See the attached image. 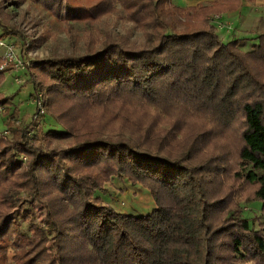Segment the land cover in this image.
<instances>
[{
    "label": "trees",
    "instance_id": "1",
    "mask_svg": "<svg viewBox=\"0 0 264 264\" xmlns=\"http://www.w3.org/2000/svg\"><path fill=\"white\" fill-rule=\"evenodd\" d=\"M32 1L90 25L119 12L145 43L90 32L86 53L28 70L30 97L41 95L57 131L31 135L17 108L8 115L0 264H11L10 246L18 264H264L263 228L252 230L239 206L259 202L264 215V33L243 51L212 23L239 0ZM0 31L18 36L1 21ZM11 101L0 95V107ZM112 178L140 185L155 208L134 216L103 203L95 194ZM34 202L45 216L26 237L13 215Z\"/></svg>",
    "mask_w": 264,
    "mask_h": 264
},
{
    "label": "rangeland",
    "instance_id": "2",
    "mask_svg": "<svg viewBox=\"0 0 264 264\" xmlns=\"http://www.w3.org/2000/svg\"><path fill=\"white\" fill-rule=\"evenodd\" d=\"M68 1L76 5L75 0ZM77 1L78 4L83 5L93 2H86V0ZM175 1L171 0L174 5H176ZM178 2L180 6L185 0H178ZM201 2L199 1L198 4H202ZM64 16V12L62 11L59 17H54L32 0H0L1 23L18 32V36L7 38L14 43L16 54L28 63L25 72H21L23 78L20 80L18 77V82H22L19 86L13 82V78L17 75H3L4 81L0 83V95L5 97L12 96L11 111L13 108H17L19 112L17 119L18 122H21L19 123L20 125H28L32 122L31 135L37 134L40 130L46 132L51 128L57 131L56 124L46 113L41 120H33L34 99H30V96L28 97L29 92L32 90L28 82V70L33 68L34 63L58 58L63 55H82L91 47V43L85 38L86 35L90 32L96 35L104 29H109V31L121 37H128L129 41L138 45L145 43L143 34L136 30L133 25L125 22L119 12L111 16L102 17L99 22L93 25L82 21L66 20ZM175 25L177 30L182 28L179 24ZM255 44L256 39H249L240 48L243 51H249ZM94 47L99 48V45L95 44ZM7 110L0 107V137L2 139L10 138V132L6 130V127L8 115L11 111L8 113ZM49 124L52 125L50 126ZM4 131H7L6 135L2 134ZM65 145L64 142H53V146L56 147L61 148ZM24 160L22 159L23 163L25 162ZM104 188V193L97 192L95 196L99 197L103 203L113 207L117 212L137 216L147 214L155 207L151 206V197L147 190L143 189L140 185H131L126 179L119 180L118 178H112L104 185ZM28 205L29 203L25 204L13 215L15 223L26 237L32 235L31 225L36 224L40 226L45 216V209L41 204L34 202ZM239 206L242 210V216L247 219L250 228L255 231L263 228L264 231V215L261 213V204L259 202L242 201L239 203ZM15 243L21 244L18 239L15 240ZM41 247L48 251L50 240H43ZM14 254L12 247H8V262L18 264L13 261Z\"/></svg>",
    "mask_w": 264,
    "mask_h": 264
},
{
    "label": "crops",
    "instance_id": "3",
    "mask_svg": "<svg viewBox=\"0 0 264 264\" xmlns=\"http://www.w3.org/2000/svg\"><path fill=\"white\" fill-rule=\"evenodd\" d=\"M199 1H202L201 3H206L212 0H185L180 6L178 0H176L175 6L180 8L192 7L197 5ZM212 23L217 28V33L222 42L227 43L231 40L239 39L240 48L241 45H245L246 41L249 39H255L258 35L264 33V0H254L253 2L249 0H239V7L236 10L214 16ZM5 74L11 76L17 75V78H13V82L17 86L21 85L22 82H18L19 79L21 80V78H23L21 71H9ZM31 93L32 90L29 92L28 97ZM11 108L12 107L8 108V113L11 111ZM150 203L151 206H154L151 198Z\"/></svg>",
    "mask_w": 264,
    "mask_h": 264
},
{
    "label": "built area",
    "instance_id": "4",
    "mask_svg": "<svg viewBox=\"0 0 264 264\" xmlns=\"http://www.w3.org/2000/svg\"><path fill=\"white\" fill-rule=\"evenodd\" d=\"M0 70H4L6 67L10 66L12 69L10 71H25L28 63L22 60L17 54L14 48V43L8 38L0 36ZM45 115V110L42 105V100L40 94L37 99L34 101V114L33 120L39 121ZM3 135L7 134V131L2 133Z\"/></svg>",
    "mask_w": 264,
    "mask_h": 264
}]
</instances>
